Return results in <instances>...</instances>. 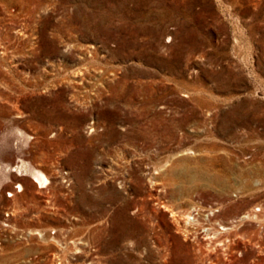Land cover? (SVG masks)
I'll use <instances>...</instances> for the list:
<instances>
[{"label": "rangeland", "instance_id": "rangeland-1", "mask_svg": "<svg viewBox=\"0 0 264 264\" xmlns=\"http://www.w3.org/2000/svg\"><path fill=\"white\" fill-rule=\"evenodd\" d=\"M0 264H264V0H0Z\"/></svg>", "mask_w": 264, "mask_h": 264}, {"label": "bare ground", "instance_id": "bare-ground-1", "mask_svg": "<svg viewBox=\"0 0 264 264\" xmlns=\"http://www.w3.org/2000/svg\"><path fill=\"white\" fill-rule=\"evenodd\" d=\"M70 30L74 31V32H81L84 35L87 34V33H91V35H98V33H99V30L96 29L94 27V24L91 23L90 21H85V23L82 25V27H73V26H71ZM121 46H126V44L121 42ZM96 58H97V56L93 54L88 60L90 62H92V63H95L96 62ZM35 176L38 179L45 180V176L42 173H40V172H36Z\"/></svg>", "mask_w": 264, "mask_h": 264}]
</instances>
